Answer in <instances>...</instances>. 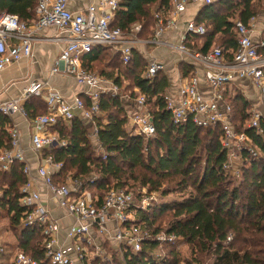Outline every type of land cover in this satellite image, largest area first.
Instances as JSON below:
<instances>
[{"label": "trees", "instance_id": "obj_1", "mask_svg": "<svg viewBox=\"0 0 264 264\" xmlns=\"http://www.w3.org/2000/svg\"><path fill=\"white\" fill-rule=\"evenodd\" d=\"M261 1L221 0L211 5L197 4L202 7L190 22L203 28L205 33L187 34L184 45L202 54L219 48L231 61L238 50L239 35L235 24L241 21L249 25L253 18L264 12ZM36 7V0H0V12L18 16L27 23L35 19ZM170 8V0H122L111 27L129 34L134 25L140 24L139 38L150 39L154 35V14L168 12ZM179 40L178 36L176 42ZM146 48L135 47L128 64L124 63L120 53L107 47H96L82 58L86 72L112 81L120 89L117 96L103 95L100 98L101 112L106 113L107 123L99 119L98 139L108 159L103 160L94 151L91 122L78 118L50 130L66 145L44 153L45 158L64 164L63 179L71 175L83 182V191L97 197L98 206L102 205L110 190L144 186L153 191L168 180L175 184L171 190L164 191L157 205L138 218V222L147 225L152 233V238L143 244L139 254H132L130 249L120 250L111 242L98 239L107 261L97 258L90 264H264V135L248 129V103L237 90L225 93L227 104L233 110L234 130L246 134L257 153L253 156L244 152L240 176L236 177L224 172L229 160L222 147L224 133L221 126L204 130L192 121L180 126L174 124L164 99L171 88L169 74L165 68L153 82L145 78L149 65L144 54ZM259 52L264 54V48ZM182 60L179 71L185 76L194 74L195 67L189 62L196 63L189 58ZM97 63L102 66L99 71L95 70ZM125 84L130 88L125 89ZM141 95L146 98L145 109L156 130V137L149 141L131 135L128 130L129 117L140 109L132 106L131 112L127 103ZM124 96L129 98L121 99ZM83 99L89 109L90 102L84 96ZM24 108L30 118L47 113L46 103L41 98L26 100ZM10 126L13 121L0 115V151L10 146L6 132ZM93 174L97 180L91 185ZM26 183L22 165L14 164L10 173L0 170V222L6 223L0 229L11 232L16 244L3 243L7 253L17 251L41 264H52L46 260L42 229L30 228L20 232L27 211L20 205L21 189ZM55 183L63 182L57 177ZM187 191L186 199L162 202L168 195ZM164 216L170 218L168 225L159 223ZM162 232L176 235L181 241L173 246H161L153 237ZM2 233L0 230V240ZM231 235L234 239L228 241ZM183 246L190 249L191 256L186 262L181 258L180 247ZM121 251L123 259L119 258ZM158 252L162 257L155 255Z\"/></svg>", "mask_w": 264, "mask_h": 264}, {"label": "built area", "instance_id": "obj_2", "mask_svg": "<svg viewBox=\"0 0 264 264\" xmlns=\"http://www.w3.org/2000/svg\"><path fill=\"white\" fill-rule=\"evenodd\" d=\"M221 0H170L168 12L154 14V35L150 39H140V24L131 28L129 34L120 29H113L112 22L122 0H92L84 12L74 13L70 10L72 0H36V19L31 23L22 21L18 16L0 12V71L30 58L39 44H53L61 49L55 58L51 76L73 78L84 90L83 96L91 104L88 109L83 96L72 100L64 98L60 93L51 90L48 82L32 81L24 89L21 96L8 101H0V115L12 120L20 116L30 123L33 134L30 139V151L35 155L37 168L27 158L26 148L22 143V133L13 124L6 132L10 138V146L0 151V170L10 173L14 164L23 166L27 183L21 189L20 205L27 211L21 223V232L30 228H41L43 232L46 260L52 264H90L94 259L107 261L104 250L98 239L116 245L120 250L130 249L137 255L143 244L152 238L147 225L140 224L138 218L143 212L157 205L162 199L161 189L149 190L140 186L132 190H110L104 196L101 206L98 198L88 191H83V182L71 175L63 179V163L53 158H45L44 153L56 147H64L56 135L50 130L60 123L72 121L74 118L88 120L94 125L93 137L95 153L108 159L98 139V120L101 116L100 98L103 95L117 96L120 89L112 81L97 74L86 72L82 66V58L90 54L96 47H107L120 53L124 63L128 64L135 47L148 46L165 49L179 55L181 59H190L208 71V88L206 96L200 88V79H179L176 94L167 93L164 97L166 110L171 114L175 125L192 123L204 130L221 126L224 136L222 147L228 154V163L224 172L239 177V171H233V163L241 161L244 152L253 156L257 153L251 146L250 138L237 133L232 124L233 110L227 104L225 93L229 86L241 81H251L257 89L261 109L252 108L249 113L248 129L264 135V54L259 50L264 43L256 44L253 38L254 28L241 21L235 24L238 37V50L229 61L222 50L215 48L209 54H202L187 48L184 43L189 33L204 34L203 28H197L194 22H186L184 29H179L183 16L191 3L211 5ZM53 31L52 35L44 34ZM179 34V42L163 39L166 35ZM165 70L164 64L153 60L149 63L145 78L153 82L156 76ZM31 98L44 99L47 113L31 119L24 108V102ZM124 96L121 99H128ZM139 112L131 114L128 127L130 134L147 141L156 137V130L151 115L146 111L145 96L135 99ZM147 151V150H145ZM59 177L62 184H56ZM97 180L93 175L91 185ZM39 185L44 187L48 199L45 201ZM48 200L55 209L64 212L65 218L73 223L64 228L62 220L52 215ZM63 233V234H62ZM161 246L175 245L181 241L179 237L165 232L153 237ZM234 237H228L233 241ZM120 259H123L121 251ZM7 254L4 243L0 240V260ZM162 257L160 252L155 254ZM109 258V257H108ZM12 264H41L31 256L17 252Z\"/></svg>", "mask_w": 264, "mask_h": 264}, {"label": "crops", "instance_id": "obj_3", "mask_svg": "<svg viewBox=\"0 0 264 264\" xmlns=\"http://www.w3.org/2000/svg\"><path fill=\"white\" fill-rule=\"evenodd\" d=\"M92 0H72L70 4V10L74 13L84 12L88 6L91 4ZM202 6L197 4H191L188 7V11L185 14V17L182 19V23H180L179 29H184V24L186 22H190V19H194L201 9ZM35 19H36V10H35ZM34 19V20H35ZM34 20H31L29 24H31ZM249 25L254 28L253 30V38L256 44L264 43V12H260L256 18H253ZM53 31H46L44 34L52 35ZM172 36V37H171ZM179 36V34H178ZM178 36L176 34H168L163 39L169 40L172 42H176L178 40ZM146 59L149 60V63L153 60L160 61L164 64V67L169 74V79L171 82V88L169 93L176 94L177 85L179 79L189 80L192 77H197L200 79V88L202 93L206 96L210 94V89L208 88V71L200 66L199 64H193L191 61L189 64L195 67L194 74L190 73L185 76L179 71L180 65L184 62L177 54L165 49H158L153 47L146 46ZM60 47L53 44H39L34 47L33 55L30 58L22 59L20 62L15 63L9 66L4 71H0V101H8L11 99H15L23 93L24 89L28 86L29 82L32 81H41L48 82L51 90H55L60 93L64 98L68 100H72L76 97L83 96V88L77 84V82L71 77H62V76H51L50 72L53 67L54 61L58 52L60 51ZM144 50V49H143ZM141 51V50H140ZM187 60V59H186ZM187 62V61H185ZM236 86H229L228 90L231 93L233 90H237L246 100L249 105V112L252 108L261 109L262 106L259 101V95L257 89L254 87L251 81H241L235 84ZM43 102L45 103L44 99ZM227 102V100H226ZM135 108L139 110L136 105L135 99L129 101L127 103L128 110L130 108ZM32 112L35 109L30 106L29 108ZM133 112V111H131ZM105 112L102 111L101 117H104V120L107 123V118L105 117ZM99 118V119H100ZM34 119V118H31ZM13 124L17 125L22 133V143L23 146L28 150L27 158L29 162L33 166V171L35 173L37 168V161L35 155L30 151V139L33 134V128L30 123L25 122L22 117L15 116L12 118ZM94 129V125L92 126ZM39 189H41L43 199L46 201L48 199V194L44 187L39 185ZM48 206L52 209V215L61 219L62 225L64 228H68L72 223L71 218H65L64 212L55 209V205L48 200ZM9 239L6 238V241L1 237V241L7 243L9 245H15V239L12 236L11 232L3 231ZM63 234V233H62ZM3 236V234H2ZM4 237V236H3ZM15 252H8L5 258L0 260V264H7V262L12 263Z\"/></svg>", "mask_w": 264, "mask_h": 264}, {"label": "rangeland", "instance_id": "obj_4", "mask_svg": "<svg viewBox=\"0 0 264 264\" xmlns=\"http://www.w3.org/2000/svg\"><path fill=\"white\" fill-rule=\"evenodd\" d=\"M264 5V0L261 1V4L260 6ZM262 10V9H261ZM110 53V52H109ZM112 54V53H111ZM102 66L97 63V65L95 66V70L99 71V68H101ZM125 89H129L130 88V85L129 84H125L124 86ZM102 113V112H101ZM106 117V116H105ZM100 120H102L103 123H105L106 121L104 120V117H101ZM100 120L98 122H100ZM128 130L130 132V128L128 127ZM91 140H92V144H93V148L95 149V141H94V137H93V131L91 130ZM97 155V154H96ZM241 162L239 160H236L232 165H233V171H239V169L241 168ZM94 175V174H93ZM92 175V177H93ZM164 185L161 186V192L162 194L164 193V191H168L169 189L171 190V188H174V185L175 184H171L170 180L168 181H165L163 183ZM140 187V186H137V188ZM135 189V188H133ZM132 190V188L130 189ZM188 195H189V191L187 192H184V193H181L180 195H177V194H173V195H168L167 197H165V199L162 200L163 203H172L174 202V200H182V199H186L188 198ZM169 216H164L162 217L160 220H159V223H161L162 225H168L169 223ZM6 223L4 222H0V226L3 228L5 227ZM0 227V228H1ZM21 230V229H20ZM6 232V231H5ZM21 232V231H20ZM19 232V233H20ZM3 236L1 235V237L4 239V241H6V238L9 239L8 237L5 238V236H7L6 234H4V232L2 233ZM180 251H181V258H182V262H186V260H188V258L191 256L190 255V249L189 247L187 246H183V247H180ZM207 264V263H205ZM208 264H211V263H208Z\"/></svg>", "mask_w": 264, "mask_h": 264}]
</instances>
